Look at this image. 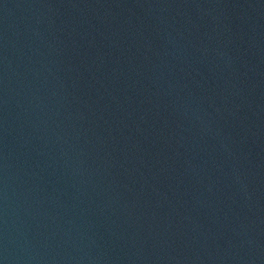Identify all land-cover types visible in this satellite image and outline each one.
Wrapping results in <instances>:
<instances>
[{
    "label": "water",
    "instance_id": "1",
    "mask_svg": "<svg viewBox=\"0 0 264 264\" xmlns=\"http://www.w3.org/2000/svg\"><path fill=\"white\" fill-rule=\"evenodd\" d=\"M0 264H230L113 114L1 10Z\"/></svg>",
    "mask_w": 264,
    "mask_h": 264
}]
</instances>
